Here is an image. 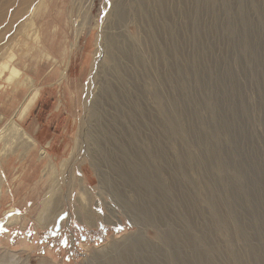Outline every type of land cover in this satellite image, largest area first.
<instances>
[{
	"label": "rangeland",
	"instance_id": "374dc122",
	"mask_svg": "<svg viewBox=\"0 0 264 264\" xmlns=\"http://www.w3.org/2000/svg\"><path fill=\"white\" fill-rule=\"evenodd\" d=\"M75 1L44 0L38 40L9 54L34 85L0 89V128L13 117L36 145L0 155V262L264 264V0H163L176 7L167 38L181 41L188 68L161 84L160 107L151 88L126 92L104 118H91L89 104L100 93L106 35L138 39L146 52L149 44L132 15L114 22L120 0H90L85 25ZM53 181L64 210L41 228L35 219ZM81 185L94 198L89 220Z\"/></svg>",
	"mask_w": 264,
	"mask_h": 264
},
{
	"label": "bare ground",
	"instance_id": "6f19581e",
	"mask_svg": "<svg viewBox=\"0 0 264 264\" xmlns=\"http://www.w3.org/2000/svg\"><path fill=\"white\" fill-rule=\"evenodd\" d=\"M76 1L79 9L84 13L81 18L83 22L81 23L82 25H85L89 19L87 13L89 12L88 9L91 5L90 0ZM133 1L135 2L133 5L128 4L127 0H120L116 5L114 4L112 7V17H114V22L117 24L119 22H124L128 15L129 17L132 15L134 20H136L135 22L141 26L140 33H142L141 35H143L146 43L149 44V52H146L143 47H140L142 43H140L138 39L134 42L131 41L126 44L124 43L125 39L123 40L120 38L121 36L120 34L118 35V33H114V35H106L107 39L104 40V45L101 46V56H99L101 57L100 63L103 64L101 65L103 67V78H100L98 82L99 87L101 86L99 91L100 93L97 95L96 99L94 98L93 103L90 102L91 104H89V114L91 118H104V116L108 117V107L112 104L115 105V102L122 97L120 94L125 96L124 93L126 92H128V94L129 92H133L138 95L143 93L144 90L151 88L153 103L159 105V103L162 102V97L160 95L162 93L161 84L165 82L168 83V81L173 80L177 69L188 68V59H183L178 55L179 51H177V47H180L181 41H179L180 43L178 42L179 44L174 45V43L169 41V38H167V35L173 37L174 34L172 26L169 23V18L171 16L170 14H173L174 16L176 13V7H171V9L164 5L163 0H152L149 3L153 5V11L148 7V0ZM43 3L44 0H0V89H3V91L7 90L6 88L14 83L18 84L20 89L25 88L27 91H29V89L34 85L33 79L21 68H19L17 64L10 61L9 54L10 52L13 54L16 53L15 48L21 40H38L39 37L35 28L36 21H34V18ZM168 15H170L169 18ZM98 68L99 66L93 68L91 71L90 78L85 86L88 89L95 79L96 70H98ZM30 95H32L30 99H33L36 96L31 91ZM101 99L105 102L107 109H104L99 105ZM134 109L136 110V108ZM26 110L27 107L18 111L20 113L19 115L25 113ZM110 116H113V114ZM4 117L5 116L0 114V122H2ZM111 121L115 120L113 119ZM98 129L99 131H102L100 132V135L110 134V136L114 138L113 132L109 133L106 126L99 124ZM89 138L91 142H95V136L91 135ZM114 139V142L118 143L117 138ZM0 143L1 156H4L9 151L13 153L21 151L22 156H25L29 150L36 145L35 139L19 123H17L13 117L7 119L4 125L0 128ZM97 162L98 164L100 163V161ZM60 165L61 168L65 165V159L61 161ZM55 187L56 182L53 181L50 185V190L42 199L40 210L35 219L37 225L41 228L52 223V221L64 210V202L61 197V192L59 189H55ZM114 196L121 197L120 201L122 203L130 202L124 199L121 194H115ZM78 198L83 214L86 219L89 220L91 218V212H93L92 205L94 202L91 190L85 185H81L79 187ZM99 203L96 207L100 212ZM102 205L104 209L109 211V209L106 208L107 206L105 203H102ZM124 208L126 210L129 209L125 205ZM116 257L118 256L106 258L105 261L103 260L104 264H117L120 259L118 258V260ZM0 264H14V262L11 258L9 259V256H7L0 262Z\"/></svg>",
	"mask_w": 264,
	"mask_h": 264
}]
</instances>
